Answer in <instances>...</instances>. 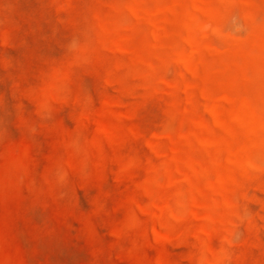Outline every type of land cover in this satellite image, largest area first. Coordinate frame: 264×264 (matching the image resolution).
<instances>
[{
    "label": "rangeland",
    "instance_id": "374dc122",
    "mask_svg": "<svg viewBox=\"0 0 264 264\" xmlns=\"http://www.w3.org/2000/svg\"><path fill=\"white\" fill-rule=\"evenodd\" d=\"M0 264H264V0H0Z\"/></svg>",
    "mask_w": 264,
    "mask_h": 264
}]
</instances>
